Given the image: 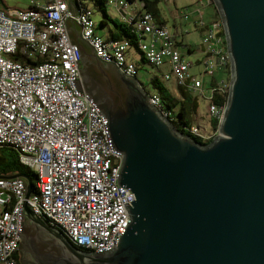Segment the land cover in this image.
Returning a JSON list of instances; mask_svg holds the SVG:
<instances>
[{"label":"water","instance_id":"95a60500","mask_svg":"<svg viewBox=\"0 0 264 264\" xmlns=\"http://www.w3.org/2000/svg\"><path fill=\"white\" fill-rule=\"evenodd\" d=\"M231 65L218 135L203 144L149 102L138 80L100 60L66 19L80 86L106 119L121 155L128 223L113 249L84 252L37 216L26 182L21 264H264V0H212Z\"/></svg>","mask_w":264,"mask_h":264},{"label":"built area","instance_id":"2783aa9c","mask_svg":"<svg viewBox=\"0 0 264 264\" xmlns=\"http://www.w3.org/2000/svg\"><path fill=\"white\" fill-rule=\"evenodd\" d=\"M96 1L32 0L28 9L0 6V148L15 150L21 163L36 174L35 191L27 200L34 213L90 253L115 247L129 221L124 205L133 202L134 195L118 187L122 157L113 151L106 119L80 86L81 61L70 44L66 19L81 27V38L100 60L127 77L139 76L136 63L128 60L130 42L97 34L91 3ZM132 1L105 3L131 27L138 39L136 51L146 64L163 81L174 83L175 95L187 85L206 97L204 78L216 72L225 73L219 86L229 94L231 65L225 36L219 34L224 33L220 18L208 26L200 23L206 32L197 64L204 68L200 76H192L193 64L177 48L169 28L158 25L148 12L129 15ZM211 4L212 0H200L198 7ZM148 95L150 104L161 109L159 96ZM225 107L208 106V119L218 122L215 131L210 124L183 131L201 142L212 141L219 134ZM163 114L174 122L170 112ZM25 192V180L0 179V264H17Z\"/></svg>","mask_w":264,"mask_h":264},{"label":"trees","instance_id":"16d2710c","mask_svg":"<svg viewBox=\"0 0 264 264\" xmlns=\"http://www.w3.org/2000/svg\"><path fill=\"white\" fill-rule=\"evenodd\" d=\"M96 2H97L96 3L97 7L100 8V10L106 15L107 12H106L105 0H97ZM199 2L200 0L196 3L197 7L199 6ZM144 5H145L144 8L146 10L140 11V12H148V13H151L154 16V18L155 17L158 18V11L155 9L156 7L155 1L151 2L152 6H149L146 3H144ZM0 6L7 7L5 5H2L1 0H0ZM208 6L214 7L213 4L207 5V6L204 5L200 7V10ZM202 22L205 26H208L211 23L210 22L208 24H205L203 20ZM157 24L161 25L159 23ZM115 25L118 29H120L121 35L124 37V39L129 41L133 48H137L138 43L136 40L138 39L135 35H132L130 33L131 27L129 25L126 26L125 24L123 25L120 23L119 24L115 23ZM113 39L120 40V37L114 36ZM189 53H191V51H189ZM20 60L26 64H30V65L33 64L29 60L24 59L22 57H20ZM139 70L140 69H138V71ZM220 81L221 80L216 79L214 75L209 77V80L207 82L204 81L205 89L209 91L206 97H200L198 94L188 89L187 85L185 87L180 86L178 88V95L174 96L171 93V89L169 88V86H167L166 88L164 84L161 82V80L159 79V75H153L152 77H150L148 80V83L151 87H153V89L156 92V95L159 96L160 101H161V109L163 113L170 112L175 117L174 122H173L175 127L178 130L183 131L184 128H188L190 126L196 125V123L192 122V116L195 113L196 106H197L196 97L207 100L209 102L208 104H214L217 106H224L226 104L228 95L225 94V92L220 89V86H219ZM141 84H142V87L146 91L145 83L143 82ZM147 93L150 94V92H147ZM207 124H210V128L212 131H215L218 126V122L212 121L211 119H208ZM195 140H197L200 143L207 144V143L201 142L197 138H195ZM15 174H26L30 176L33 179V191H35L36 174L33 171H31L28 167H26L25 165L21 163L19 154L15 150L10 149V148H5V147L0 148V176H11ZM20 258H21V254L19 252L15 256L17 264H21Z\"/></svg>","mask_w":264,"mask_h":264},{"label":"crops","instance_id":"0c3cea01","mask_svg":"<svg viewBox=\"0 0 264 264\" xmlns=\"http://www.w3.org/2000/svg\"><path fill=\"white\" fill-rule=\"evenodd\" d=\"M154 1H156L157 6H158V8L157 6L155 7V9L158 11V18L155 17V20L157 23L169 28V30L171 31L172 35L175 38V43H176L177 48L179 49V46L186 45L188 49V53L189 51L193 53L194 51H196V49L193 46H190V43L192 42H190L191 40L189 39H193L194 41L197 40V42L199 43L198 47H199L200 55H201V51L203 49L202 40L206 32V27L205 26L203 27L200 23L203 20L205 24H208L218 19L219 15L217 11L215 10V8L208 6L200 10V8L196 6V3L199 0H195L191 4H188V5L185 4L182 6L178 5L179 0H161L162 1L161 4H160V0H153V2ZM151 2L152 0L132 1L129 6V10H128L129 15L133 13V11H136L137 13L138 11H145L146 9L143 8L145 6L144 3H146L149 6H152ZM91 3L92 4L94 3L92 5V7L94 8V13L96 11H101L100 8L97 7V4H95V2H91ZM109 11H111L113 15L120 18V24H123V25L125 24L124 19H122L123 16H121V14L116 9L108 7L106 5L107 14L105 15L101 11L104 15V18H101L102 20L100 24H97V31H96L97 34L104 39H113L114 36H116V37H120V40H125L118 29L113 28L112 26H109L108 19L109 20L111 19V21H114L113 17L110 16ZM99 30H102L105 32L101 34L99 33ZM222 33L223 32L219 34L223 35L224 33L223 34ZM132 49L136 51V48L132 47ZM132 49L127 54L129 60L131 61H132ZM141 60L144 61L142 57H141ZM135 63L138 66V69H140L139 70V73H140L142 71L141 69L142 67L140 66L139 63L137 62ZM144 64H146L145 61H144ZM158 74L159 72L156 73V75ZM214 77L218 80H222L223 78H225V73L216 72ZM138 78L140 77L138 76ZM168 86L171 89V93L174 96H177L174 94L175 93L174 83L172 82L168 83Z\"/></svg>","mask_w":264,"mask_h":264},{"label":"rangeland","instance_id":"374dc122","mask_svg":"<svg viewBox=\"0 0 264 264\" xmlns=\"http://www.w3.org/2000/svg\"><path fill=\"white\" fill-rule=\"evenodd\" d=\"M32 0H1L2 5H5L9 8H18V9H28L33 7V3H31ZM193 1L195 0H179L178 1V5L182 6V5H188L191 4ZM153 2V0H152ZM156 2V1H155ZM161 0H160V4H161ZM157 6V3H156ZM215 7V6H214ZM158 8V6H157ZM131 10V8H130ZM110 16L113 17L114 21H111V19H108V23L109 26H112L113 28H116L115 23L119 24L120 23V18L113 15L111 13V11H109ZM101 18H104V15L101 11H96L95 15H94V20L97 24H100L101 22ZM106 18V17H105ZM107 19V18H106ZM119 32L121 33L120 29H118ZM105 31L99 30V33H104ZM191 40L190 42V46H193L196 51H194L193 53L189 54L188 53V49L186 45L183 46H179V50L181 53H183V55L185 56V58L191 62L193 64V68H191L190 73L192 76L194 75H201L203 73V66L202 64H197L198 61L201 60L202 56L200 55V50L198 47V42L197 40L194 41L193 39H189ZM129 60V58H128ZM131 61V60H130ZM132 61L133 62H137L140 64V66L142 67V71L139 73V80L141 82L145 83L146 86V91L150 92L151 94H156L155 90L153 89V87H151L148 83V80L150 77L154 75H156L157 70L148 66L147 64H144L143 61L141 60V56L138 52H136L134 49H132ZM159 75V74H158ZM159 78L161 80V82L164 84V86L167 88L168 83L163 81V79L161 78V75H159ZM209 80V77H205L204 81L207 82ZM196 97V96H194ZM178 98V97H177ZM197 98V106H196V110L195 113L192 116V122L196 123V124H207L208 121V101L203 99V98Z\"/></svg>","mask_w":264,"mask_h":264},{"label":"clouds","instance_id":"9594fccd","mask_svg":"<svg viewBox=\"0 0 264 264\" xmlns=\"http://www.w3.org/2000/svg\"><path fill=\"white\" fill-rule=\"evenodd\" d=\"M137 80H138V82L141 84V83H143V82H141L140 80H139V78H137ZM141 86H142V84H141ZM144 89V88H143ZM145 90V89H144ZM173 123V122H172ZM174 124V123H173ZM183 132V131H182ZM185 133V132H184ZM186 134V133H185ZM195 139V138H194ZM209 143V142H208ZM80 250H82V249H80ZM82 251H84V250H82ZM84 252H86V251H84Z\"/></svg>","mask_w":264,"mask_h":264},{"label":"bare ground","instance_id":"6f19581e","mask_svg":"<svg viewBox=\"0 0 264 264\" xmlns=\"http://www.w3.org/2000/svg\"><path fill=\"white\" fill-rule=\"evenodd\" d=\"M144 8V7H143ZM137 41V40H136ZM217 95V94H216ZM216 97V96H215Z\"/></svg>","mask_w":264,"mask_h":264}]
</instances>
